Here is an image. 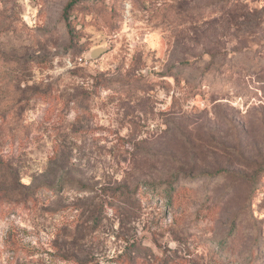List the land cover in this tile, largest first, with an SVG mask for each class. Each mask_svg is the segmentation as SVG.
Instances as JSON below:
<instances>
[{
    "label": "rangeland",
    "instance_id": "obj_1",
    "mask_svg": "<svg viewBox=\"0 0 264 264\" xmlns=\"http://www.w3.org/2000/svg\"><path fill=\"white\" fill-rule=\"evenodd\" d=\"M69 1L0 0V264H264V0Z\"/></svg>",
    "mask_w": 264,
    "mask_h": 264
},
{
    "label": "trees",
    "instance_id": "obj_2",
    "mask_svg": "<svg viewBox=\"0 0 264 264\" xmlns=\"http://www.w3.org/2000/svg\"><path fill=\"white\" fill-rule=\"evenodd\" d=\"M73 3H74V0L69 1L67 5L65 6L64 11L66 12L73 5ZM46 187H47L46 185L37 186L34 189H32L30 193L28 191L26 193L21 194V196L28 201L30 198H33L35 196L37 197V195L40 196V192L44 190V188ZM156 188H157L156 186L154 187L148 186L146 188L147 190L145 193L146 194L152 193V195L164 197L166 199V202H165L166 208L170 212L180 207L181 199L179 198V196H181V194H179L178 189L175 188V185H173V183H167L166 187L163 188L162 190H158ZM153 189H156V190H153ZM34 199L36 200V198Z\"/></svg>",
    "mask_w": 264,
    "mask_h": 264
},
{
    "label": "water",
    "instance_id": "obj_3",
    "mask_svg": "<svg viewBox=\"0 0 264 264\" xmlns=\"http://www.w3.org/2000/svg\"><path fill=\"white\" fill-rule=\"evenodd\" d=\"M105 49L106 48L103 46L96 47L89 52L88 57L95 58V57L99 56L101 53H103L105 51Z\"/></svg>",
    "mask_w": 264,
    "mask_h": 264
}]
</instances>
